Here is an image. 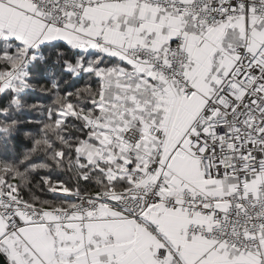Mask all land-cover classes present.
I'll list each match as a JSON object with an SVG mask.
<instances>
[{
	"label": "snow or ice",
	"instance_id": "1",
	"mask_svg": "<svg viewBox=\"0 0 264 264\" xmlns=\"http://www.w3.org/2000/svg\"><path fill=\"white\" fill-rule=\"evenodd\" d=\"M0 264H264V0H0Z\"/></svg>",
	"mask_w": 264,
	"mask_h": 264
}]
</instances>
